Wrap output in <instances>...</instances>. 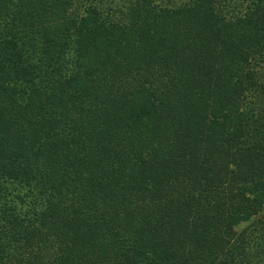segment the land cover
I'll list each match as a JSON object with an SVG mask.
<instances>
[{"label": "trees", "instance_id": "1", "mask_svg": "<svg viewBox=\"0 0 264 264\" xmlns=\"http://www.w3.org/2000/svg\"><path fill=\"white\" fill-rule=\"evenodd\" d=\"M0 264H264V0H0Z\"/></svg>", "mask_w": 264, "mask_h": 264}, {"label": "rangeland", "instance_id": "2", "mask_svg": "<svg viewBox=\"0 0 264 264\" xmlns=\"http://www.w3.org/2000/svg\"><path fill=\"white\" fill-rule=\"evenodd\" d=\"M244 225V224H243Z\"/></svg>", "mask_w": 264, "mask_h": 264}]
</instances>
